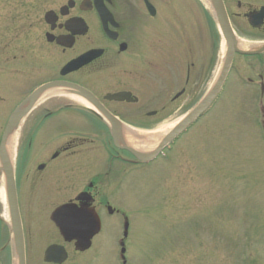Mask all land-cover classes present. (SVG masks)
Listing matches in <instances>:
<instances>
[{
  "label": "flooded vegetation",
  "instance_id": "af4514ba",
  "mask_svg": "<svg viewBox=\"0 0 264 264\" xmlns=\"http://www.w3.org/2000/svg\"><path fill=\"white\" fill-rule=\"evenodd\" d=\"M171 31L181 35L177 57L165 54ZM220 79L203 114L156 156L142 159L119 141L123 130L142 141L172 103L199 91L179 123ZM223 95L232 105L241 100L246 159L264 171V0H0V264H15L17 255L9 174L25 264H68L71 253L96 248L105 213L125 225L126 213L111 200L124 177L164 163L165 150ZM63 207L62 219L79 221L70 240L54 220ZM91 212L99 230L81 249L77 236H89ZM126 238H115L122 264ZM52 245L67 251L62 263L45 259Z\"/></svg>",
  "mask_w": 264,
  "mask_h": 264
},
{
  "label": "rangeland",
  "instance_id": "374dc122",
  "mask_svg": "<svg viewBox=\"0 0 264 264\" xmlns=\"http://www.w3.org/2000/svg\"><path fill=\"white\" fill-rule=\"evenodd\" d=\"M165 44V54L180 55L179 32H165ZM198 92L172 103L165 122L151 130L174 128ZM231 100L223 95L165 150L164 163L122 180L111 200L129 221L126 264H264V171L247 162L241 100ZM38 213L46 216L47 208ZM120 220L105 213L96 248L71 253L68 264H122L115 246Z\"/></svg>",
  "mask_w": 264,
  "mask_h": 264
},
{
  "label": "water",
  "instance_id": "95a60500",
  "mask_svg": "<svg viewBox=\"0 0 264 264\" xmlns=\"http://www.w3.org/2000/svg\"><path fill=\"white\" fill-rule=\"evenodd\" d=\"M224 75V74H223ZM223 79L218 80L217 85L214 87L213 90H211L205 98L197 105L195 106L190 113L174 128L172 129L159 143L156 150L149 154V156L142 154L139 151H136L132 149V151L138 155V157L142 159L151 158L157 155L158 151L163 148L164 145H166L171 139H173L177 134H179L189 123H191L194 119H196L199 115L203 114V112L207 109V107L210 105L211 101L214 99V97L217 94V91L222 83ZM16 115L11 118L8 127L6 129V134L12 130L13 122L16 120ZM2 151V149H1ZM8 194V200L10 203V210H11V217H12V223H13V236L16 241V249H17V255H18V262L19 264H25V250H24V239H23V230L21 225V220L18 212V204H17V196L15 191V184H14V177L13 174H9V187L7 189ZM64 212V207L59 208L54 212V220L57 223V226L59 227L60 231L62 232L63 236L68 240L74 238L75 236L71 235V232H69V228L77 227L79 224V221L77 219L74 220V222L67 223L64 219H62V214ZM96 219L98 220V217L94 215V213H90V218L87 219L89 221V228L91 229V232H89L88 237H84L80 232L77 236V246L81 249L88 247L90 245V239L92 235L95 233V231L99 230L100 223L96 224ZM86 221V222H87ZM82 222V221H80ZM96 225V230H95ZM128 222L125 224V235L128 234ZM125 249L123 248V252ZM67 258V251L65 250L64 246L61 245H52L48 247L45 259L48 261H55L58 263H62Z\"/></svg>",
  "mask_w": 264,
  "mask_h": 264
},
{
  "label": "bare ground",
  "instance_id": "6f19581e",
  "mask_svg": "<svg viewBox=\"0 0 264 264\" xmlns=\"http://www.w3.org/2000/svg\"><path fill=\"white\" fill-rule=\"evenodd\" d=\"M169 130V128L166 129H156L153 131L148 132H141L143 134L144 139L142 141H136L134 140V137L130 136L126 130H123L121 132L119 141L122 144L130 145L131 147L139 150L140 152H143L145 154L150 153L159 140L166 134V132ZM15 136L12 135L10 137L11 144L14 142ZM17 264V263H16Z\"/></svg>",
  "mask_w": 264,
  "mask_h": 264
}]
</instances>
